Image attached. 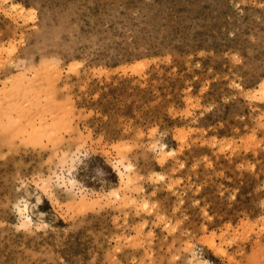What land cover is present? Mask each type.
Masks as SVG:
<instances>
[{
  "label": "rangeland",
  "instance_id": "1",
  "mask_svg": "<svg viewBox=\"0 0 264 264\" xmlns=\"http://www.w3.org/2000/svg\"><path fill=\"white\" fill-rule=\"evenodd\" d=\"M0 264H264V0H0Z\"/></svg>",
  "mask_w": 264,
  "mask_h": 264
},
{
  "label": "bare ground",
  "instance_id": "2",
  "mask_svg": "<svg viewBox=\"0 0 264 264\" xmlns=\"http://www.w3.org/2000/svg\"><path fill=\"white\" fill-rule=\"evenodd\" d=\"M120 171V170H119ZM121 172H119V174H120ZM122 176V175H121ZM119 193H117V195H118ZM27 209H26V206H24V207H18V211L20 212V214H22L23 213V211H24V213H25V211H26ZM29 218V215L28 214H25V219H28ZM28 223V222H27ZM199 259V258H198Z\"/></svg>",
  "mask_w": 264,
  "mask_h": 264
}]
</instances>
